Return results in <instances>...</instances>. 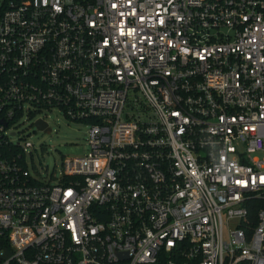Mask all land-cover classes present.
Masks as SVG:
<instances>
[{"label":"built area","instance_id":"built-area-1","mask_svg":"<svg viewBox=\"0 0 264 264\" xmlns=\"http://www.w3.org/2000/svg\"><path fill=\"white\" fill-rule=\"evenodd\" d=\"M53 112L90 147L54 182ZM253 199L264 0H0V264H264Z\"/></svg>","mask_w":264,"mask_h":264},{"label":"rangeland","instance_id":"rangeland-1","mask_svg":"<svg viewBox=\"0 0 264 264\" xmlns=\"http://www.w3.org/2000/svg\"><path fill=\"white\" fill-rule=\"evenodd\" d=\"M48 122L51 132L35 129L34 124L25 121L30 131L29 140L35 145L32 149L34 164L46 180L55 181L63 168L64 158L86 155L89 150V126L87 123L67 120L57 112L50 114ZM29 167L33 171V162L29 156Z\"/></svg>","mask_w":264,"mask_h":264},{"label":"trees","instance_id":"trees-1","mask_svg":"<svg viewBox=\"0 0 264 264\" xmlns=\"http://www.w3.org/2000/svg\"><path fill=\"white\" fill-rule=\"evenodd\" d=\"M249 210L252 214H256L259 209L264 207V203L260 200L253 199L248 203Z\"/></svg>","mask_w":264,"mask_h":264},{"label":"water","instance_id":"water-1","mask_svg":"<svg viewBox=\"0 0 264 264\" xmlns=\"http://www.w3.org/2000/svg\"><path fill=\"white\" fill-rule=\"evenodd\" d=\"M37 126L40 128V129H45L46 132H50V128L48 127V125L46 124V122L40 120L38 121L37 123Z\"/></svg>","mask_w":264,"mask_h":264}]
</instances>
